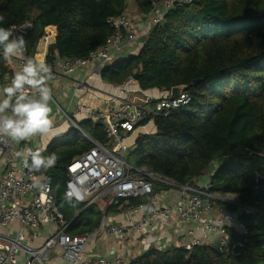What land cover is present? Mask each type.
<instances>
[{
  "label": "trees",
  "instance_id": "obj_1",
  "mask_svg": "<svg viewBox=\"0 0 264 264\" xmlns=\"http://www.w3.org/2000/svg\"><path fill=\"white\" fill-rule=\"evenodd\" d=\"M132 1L139 13L150 12L151 0ZM126 9L127 0H0V27L32 25L29 33H22L29 58L51 26L56 28L51 57H84L113 33L106 20ZM4 62L0 51L3 87L10 70ZM101 78L111 84L133 78L141 90L185 85L190 102L168 117L155 118L156 131L139 135L127 160L179 184L195 180L217 163L209 190L233 197L237 205H227L233 211L238 206L251 209L240 214L247 234L228 232L230 244L240 245L238 252H220L210 245L191 251L152 247L133 263L264 264V196L259 203L254 199L256 175L264 177V0H192L178 6L151 28L136 54L104 66ZM80 126L96 141H107L102 124L81 121ZM89 148L71 127L41 151L58 157L54 167L39 173L70 222L71 234L93 230L101 218L97 205L84 208L64 195L67 164ZM150 197L119 199L112 206L125 209Z\"/></svg>",
  "mask_w": 264,
  "mask_h": 264
},
{
  "label": "built area",
  "instance_id": "obj_2",
  "mask_svg": "<svg viewBox=\"0 0 264 264\" xmlns=\"http://www.w3.org/2000/svg\"><path fill=\"white\" fill-rule=\"evenodd\" d=\"M191 2L151 0L150 12L147 14L150 29L162 24L170 10ZM106 22L113 28V33L103 45L90 50L84 57H51L49 47L37 46L33 54L34 59L43 60L51 66L54 74L52 80L62 76L68 77L72 83L75 106L69 114L60 109L63 122L78 131L81 141L90 144V148L67 164L64 195L84 208L102 203L104 208L99 224L82 234L69 233L70 222L55 204L45 176L30 171L23 163L24 158L16 157L22 141L16 143L7 136H0V164L4 168L0 174V264H134L135 260L120 255L111 258L93 256L86 249L87 244L98 236H111L126 242L135 235L140 236L170 224L174 227L187 226L186 234L192 238L176 244V248L187 251H191L194 246L210 245L220 252H228L234 248L230 244L229 231L247 234L246 224L240 218L243 207L238 206L236 211L227 208V205L237 203L211 192L210 176L203 184L195 180L179 184L169 177L146 172L127 160V154L134 147L137 137L156 131L155 118L168 117L174 110L189 103L191 97L188 93L183 91L179 96H171L170 90H161L158 95L137 101L130 98L134 91L130 82L134 79L129 78L123 83H115L113 94L116 103L105 108L77 101L88 89L85 79L77 80L74 77L79 68L89 63L108 66L121 54L134 50L140 42L142 32L126 12L109 17ZM8 29L13 30L16 37L22 36L23 32L18 26L13 25ZM27 58L24 48L22 53L6 60L4 65L13 76L22 69ZM11 78L6 75L7 85L11 83ZM28 91L29 94L34 92L31 89ZM81 121H89L92 125L102 124L107 141L100 143L93 139L82 129ZM60 124L61 121L53 122L52 130ZM42 137L37 135L30 138L36 142V150H45ZM155 186L161 187L160 192L166 195L172 191L179 193L172 208L160 203ZM149 194L151 197L147 203L129 205L124 209L127 216L125 224L110 222L105 211L107 207L118 203L119 199ZM210 213H214V217L205 220V216ZM11 225H16L14 234L1 231L7 229L8 232ZM47 227L46 237L35 244L42 230ZM197 230L200 236H196ZM20 254L22 260L18 258Z\"/></svg>",
  "mask_w": 264,
  "mask_h": 264
},
{
  "label": "crops",
  "instance_id": "obj_3",
  "mask_svg": "<svg viewBox=\"0 0 264 264\" xmlns=\"http://www.w3.org/2000/svg\"><path fill=\"white\" fill-rule=\"evenodd\" d=\"M128 3L130 4L131 11L129 12L126 9L125 12L132 19L137 29L142 32V36L140 37L139 39L140 42L138 43V45L135 47L134 50H131L128 53L121 54L116 60L136 54L141 48L147 34L149 33V32L147 33V31L151 30L148 24L147 14L139 13L136 7L134 6L132 0H127V4ZM55 31H56V28L54 26L49 27L45 31V34L43 35V37L39 40L37 47L39 48L50 47V44L54 42ZM103 68L104 66L100 64L89 63L86 66L79 68L74 73V77L77 80L85 79L88 85L87 92L84 95H82L80 98H77V101H79L80 103L91 104L93 106H98L101 108H105L108 105L116 103V98L114 97V94H113L115 92L114 91L115 84H111V83H108L102 80L101 70ZM48 83L54 86V89L56 90V91H53L54 93L52 92L53 99L52 101H50V107L52 108V112L50 116L53 119V122L61 121V124L60 126H58L57 129H53L51 130L50 133H48V134H52L49 140H46L45 138L48 134L43 135L42 145L45 148L47 144L54 137L66 133L71 128V127L65 126L67 123L63 122L62 111H65L67 114L71 113L74 109L75 101H76V96L72 92H71L70 99L69 98L67 99V94L64 91H62L64 87L68 89L70 87V90H71L72 83L68 77L64 78L61 76L54 80L48 81ZM5 85H7V83ZM130 86L132 87V90H134L130 94V98H135L137 99V101L138 99L140 100L145 99L148 96L158 95L160 94V91H161L158 88L139 90V85L136 80H132L130 82ZM2 89H3V86L0 83V97H2L3 95ZM57 95L66 98L65 103H64L65 105L63 107L58 104V101L56 100ZM58 129L59 131L56 132V130ZM152 129H155V127ZM35 137H37V135ZM35 144L36 142L31 141L30 139L26 141H22L18 147V151L16 152V154L18 152H24L26 156L29 149L33 151L36 150L37 146H35ZM43 146L42 148H44ZM18 159H23V157H18ZM216 167H217V163L211 164L209 168L205 171V173H203V175L195 179V182L198 184H203L204 182H206ZM3 171H4V168L2 164H0V174ZM160 191H161V187H159V190L156 191V193L159 195V198L161 199L160 203L165 204L169 206L170 208H172L171 206H173L174 200L177 199L179 193L177 191H172L168 195H166ZM95 205H97L100 211L102 210V207H103L102 203H97ZM105 211L110 217V222L114 224H118V225L126 223L127 216L124 213V209L122 207L110 206V207H107ZM213 217H214V213L207 214L205 216V220H208V219L210 220ZM186 228L187 226L174 227L172 224H170L168 226H165L164 228L159 227V228H156L154 231L145 232L140 236L135 235L129 241H126V242L118 241L116 238L111 237V236H98L94 238L92 241L88 242V245H89L88 251L93 256L102 255L107 258H111L115 255H120L128 260H136L149 248L153 247L157 249H167V248L176 247V244L179 245L184 241L190 240L192 237L186 234ZM15 229H16V225H11L8 228V232H7V229H2L1 231L12 235L14 234ZM48 230H49L48 227L42 230L39 238L35 241V244L42 242V240L46 237ZM196 236H200L199 230L196 231ZM18 258L19 260H22L23 256L20 254Z\"/></svg>",
  "mask_w": 264,
  "mask_h": 264
},
{
  "label": "clouds",
  "instance_id": "obj_4",
  "mask_svg": "<svg viewBox=\"0 0 264 264\" xmlns=\"http://www.w3.org/2000/svg\"><path fill=\"white\" fill-rule=\"evenodd\" d=\"M3 19L0 16V22ZM24 48L23 36L16 37L13 30L0 27V51L5 60L22 53ZM53 76L51 66L43 60L26 59L22 69L13 74L11 83L2 89L0 136H7L19 143L51 132L53 119L50 116V101L53 95L48 81L52 80ZM29 89L34 90L33 94H29ZM16 155L23 157L25 167L33 172L46 171L54 167L58 160L55 153L44 156L39 149H29L26 156L24 152H18Z\"/></svg>",
  "mask_w": 264,
  "mask_h": 264
},
{
  "label": "water",
  "instance_id": "obj_5",
  "mask_svg": "<svg viewBox=\"0 0 264 264\" xmlns=\"http://www.w3.org/2000/svg\"><path fill=\"white\" fill-rule=\"evenodd\" d=\"M19 28L23 33H29L32 30V25L30 23H24ZM55 47H56L55 43L52 42L50 44V48L54 50ZM9 76L12 77L11 70H9ZM184 89H185V85L173 86L170 89V94H171V96H179L184 91ZM256 184H257V187H256V193H255L254 199L257 203H259L261 201L262 197L264 196V177H262L260 175H256ZM242 207H243V210L246 211V213L251 212L250 208L245 207V206H242ZM239 248H240L239 244L235 245L234 251L238 252Z\"/></svg>",
  "mask_w": 264,
  "mask_h": 264
},
{
  "label": "rangeland",
  "instance_id": "obj_6",
  "mask_svg": "<svg viewBox=\"0 0 264 264\" xmlns=\"http://www.w3.org/2000/svg\"><path fill=\"white\" fill-rule=\"evenodd\" d=\"M127 10L130 12L131 11V7H130V4L128 3L127 4ZM48 85H49V87L52 89V92L53 91H56L55 89H54V86H52L51 84H49L48 83ZM56 86V85H55ZM61 88V87H60ZM58 89V88H57ZM62 91H64L66 94H67V99L69 98L70 99V97H71V90H70V87H69V89L68 88H66V87H64L63 89H62ZM54 93V92H53ZM52 93V94H53ZM0 98H2V97H0ZM56 100L58 101V104L60 105V106H64L65 104V100H66V98H64V97H61V96H56ZM65 126H68V127H70V125L67 123ZM61 129V128H60ZM57 131H59V129L58 130H56V132ZM149 133V132H148ZM51 135L52 134H48L45 138H46V140H49L50 139V137H51ZM228 198L231 200V201H233L234 203L236 202L235 201V199L233 198V197H229L228 196ZM100 206H102V205H100ZM102 208H104V207H102ZM88 247H89V245L87 244V247H86V249H88Z\"/></svg>",
  "mask_w": 264,
  "mask_h": 264
}]
</instances>
